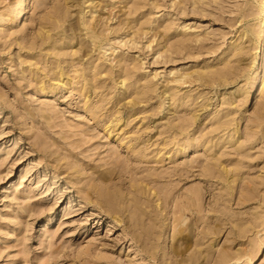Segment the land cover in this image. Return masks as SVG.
Masks as SVG:
<instances>
[{"label": "rangeland", "instance_id": "374dc122", "mask_svg": "<svg viewBox=\"0 0 264 264\" xmlns=\"http://www.w3.org/2000/svg\"><path fill=\"white\" fill-rule=\"evenodd\" d=\"M18 1L0 0V16L10 9L14 11ZM40 1L25 0V11L19 19L0 23V264H218L216 250L217 254L224 250L239 256L229 264H264V95L249 92L251 77L264 72V62L259 61L264 46V0H93L97 11L91 9V0ZM58 3L63 9L64 4L72 6L63 25L49 18L50 12L61 8ZM128 6L137 12L129 11ZM83 9L94 13L95 22H102L101 37H107L102 38L103 44L95 45L83 27L79 31L84 18L90 22L93 19ZM131 10L133 14L127 15ZM55 11L51 18L58 14ZM140 23L147 34L138 30ZM49 27L52 31L58 29L49 31L57 36L52 43L44 36ZM40 31L45 38L38 36ZM133 31L137 35L133 36ZM171 44L182 45V53ZM169 48L180 50V54ZM120 56L123 64L118 66L116 57ZM122 65L124 71L130 66L131 72H121ZM89 66L99 67L100 71ZM57 70L64 72L61 80L56 77ZM214 70L234 74L221 82L211 81L209 73ZM122 73L131 76L128 82L137 84V92H144L140 95L143 100L132 92L134 86L123 92L119 82ZM202 74H209L210 82L204 78L201 83L197 78ZM68 76L73 80H66ZM87 77H93L89 80L95 85ZM84 82L94 86H90L92 92L89 85L83 86ZM49 85L56 87L53 93L46 90ZM131 99L137 103H130ZM112 118L120 122L111 134L106 126ZM182 119L189 125L183 127ZM219 120L229 122V127L220 126ZM233 128L238 133L228 142ZM193 139L200 140V144L178 153L180 145H188ZM218 160L228 170L239 168L242 181L234 190L227 186L229 182L205 175L204 168ZM107 170L111 175L104 173ZM104 175L109 176L111 187L108 181L103 185ZM134 178L137 182L141 179L142 184L148 182L151 188L163 189L157 192L163 194L162 200H169L157 205L154 195L143 196V203L156 204L154 209L149 205L150 210L148 204H143L146 214L154 212L143 217L147 226L141 224L138 229L130 224L129 211L125 212V206L129 208L126 200L132 199H127L126 193L130 194L127 197L134 194L129 191ZM98 180L103 184L98 185ZM197 187L201 196V208L197 209L201 213H196L197 209L196 214L186 212V223L196 225L192 226L193 233L184 232H191V239L185 237L190 247L177 258L172 250L173 233L187 224L176 226L182 217L174 212H180L181 202L193 197L192 190L195 192ZM105 190L120 195L114 199V207L111 201L110 208L108 201L100 198ZM165 192L173 200L164 196ZM121 196L126 198L124 202ZM173 197L186 199L176 202ZM198 216L206 217L202 222L207 224H201ZM210 223L216 229L213 233ZM220 224L221 231L217 227ZM201 233L209 238L203 239ZM180 241L177 245L183 244ZM192 241L197 246L200 241L197 248L205 249L206 254L196 249V255ZM189 256L192 259L188 260Z\"/></svg>", "mask_w": 264, "mask_h": 264}, {"label": "bare ground", "instance_id": "6f19581e", "mask_svg": "<svg viewBox=\"0 0 264 264\" xmlns=\"http://www.w3.org/2000/svg\"><path fill=\"white\" fill-rule=\"evenodd\" d=\"M63 1L65 2V0H62L61 3H62ZM67 1H68V0H67ZM69 1H70V0H69ZM72 1H74V0H72ZM83 1H84V0H83ZM39 2H41V1L39 0ZM42 2H43V1H42ZM58 2H60V1H58ZM70 2H71V1H70ZM86 2H87V1L83 2V5H84V3L86 4ZM93 2H95V1L91 0V5H90V3H89V5L91 6V9H93V8L96 9V8H97L96 3H94V5H93ZM96 2L99 3V0L96 1ZM260 2H262V0H261ZM17 3H18V7H17L14 11H12L13 9H12V10H11V9H10V10L8 9V10H9L8 12H6V13H4V14H3V13L1 14V16H0V23H1V22H13V21L19 19V18L23 15V13H24V11H25V7H26V6H25V0H19ZM133 3H134V2H133ZM133 3H132V4H133ZM39 4H40V3H39ZM59 4H60V3H58V6H59ZM66 4H67V2H66ZM66 4H64V5H65V8L68 7V8H67L68 10L65 9V8L63 9V6L60 4V5H61V8L59 9V11L57 10L58 14H57L54 18H51L52 16H54V15H52L51 13H54V11L57 9V8L55 9L56 6L54 7L55 10H53L52 12H50V14H51L52 16L49 14V18L52 19V20H55L54 23L56 22V23L58 24V22H60V21L62 22V20H64V22L67 21V15H69V13H70V12L68 13V11L71 9L72 6L69 7V5L66 6ZM71 4H72V3H71ZM135 4H136V3H135ZM135 4H134V5H135ZM56 5H57V4H56ZM74 5H75V3H74ZM78 5H79V4H78ZM80 5H81V4H80ZM89 5H88V6H89ZM127 5H128V4H127ZM253 5H254V4H253ZM16 6H17V4H16ZM58 6H57V7H58ZM86 6H87V5H86ZM90 6H89V7H90ZM98 6H99V5H98ZM124 6H125V5H124ZM135 6L138 8V3H137V5H135ZM251 6H252V4H251ZM254 6H255V5H254ZM59 7H60V6H59ZM59 7H58V8H59ZM79 7H80V6H79ZM102 7H103V6H102ZM102 7H101V8H102ZM126 7H127V6H126ZM136 7H133V8L135 9ZM69 8H70V9H69ZM80 8H81V7H80ZM85 8H86V7H85ZM128 8H129V11H130V9H132V7L130 8L129 6H128ZM196 8L198 9V7H196ZM196 8H194V9H196ZM252 8H253V6H252ZM88 9H90V8H88ZM194 9H193V10H194ZM86 10H87V9H86ZM86 10H85V11H86ZM97 10H99V9H96V11H97ZM132 10H133V9H132ZM132 10H131V12H129V14H127V13H126V14H127V15H130V13H132V12L134 11V10H133V11H132ZM137 10H138V9H137ZM137 10H135L134 13L137 12ZM250 10H251V9H250ZM79 11H80V10H79ZM85 11H84V9H83V12H85ZM87 11H88V10H87ZM96 11H95V12H96ZM251 11H252V10H251ZM55 12H56V11H55ZM57 12H56V13H57ZM88 12H90V11H88ZM252 12H253V11H252ZM67 13H68V14H67ZM47 14H48V13H47ZM54 14H55V13H54ZM79 14H80V13H79ZM84 14H85V13H84ZM84 14H83V15H84ZM88 14H89V13H88ZM91 14H92V13L90 12L89 15L91 16V19H92V18H93L92 16L94 15V13H93L92 15H91ZM132 14H133V13H132ZM123 15H124V14H123ZM69 16H70V15H69ZM69 16H68V17H69ZM79 16H80V15L77 14L76 17H79ZM82 17H83V16H82ZM250 17H251V16H250ZM49 18H48V19H49ZM94 18L96 19V16H95ZM94 18H93L92 20H94V22H95L96 20H95ZM44 19H45V18H44ZM68 19H69V18H68ZM82 19H83V18H81V20H82ZM84 19H86V21H85L84 23H82V25L84 24L83 26H81V25L79 24V22L81 23V21L78 22V24L80 25V26H79V25H78V26L81 28L79 31H82V30H83L82 27H83L84 30L87 31V32H86V31H85V32H86L87 35L92 39V41H93V43H95V45H96L97 43H101L102 38H104V40H105V37H106V36H105V37H101L102 34H103V32L101 33L102 29H100V28H102V27H101L100 24H102V22L99 24V22L97 21L98 24L100 25L99 29H97V25L95 26V24H96L97 22L94 23V22H92V20H91V22H90V20H89L88 17H87V18H84ZM46 20H47V19H46ZM46 20L44 21V23L47 22ZM65 20H66V21H65ZM76 20L78 21L79 19L76 18ZM76 20H75V21H76ZM97 20H98V18H97ZM123 20H124V19H123ZM50 21H51V20H50ZM50 21H48V22H50ZM77 21H76V22H77ZM88 21H89V22H88ZM52 22H53V21H52ZM68 22H69V21H68ZM82 22H83V21H82ZM123 22H127V21H123ZM13 23H14V22H13ZM50 23H51V22H50ZM54 23H53L52 25H54ZM70 23H71V22H70ZM105 23H106V22H105ZM120 23L123 24V23H122V20H121ZM127 23H128V22H127ZM4 24H5V23H4ZM48 24H49V23H48ZM48 24H47V25H48ZM59 24H62V25H63V22H62V23H59ZM73 24H75V23H73ZM76 24H77V23H76ZM130 24H131V23H130ZM141 24H142V23H140V25H141ZM52 25H51L52 28H57V25H55V26H52ZM125 25H126V23H124V26H125ZM49 26H50V24H49ZM58 26H59V25H58ZM60 26H61V25H60ZM71 26H72L73 28L75 27V25H72V24H71ZM71 26H70V27H71ZM107 26H109V25H107ZM121 26H122V25H121ZM121 26H120V27H121ZM126 26L129 28L131 25H129V26L126 25ZM142 26H143V25H141V26H139V27L141 28ZM263 26H264V25H263ZM41 27H42V26H41ZM43 27L46 28V27H48V26L44 25ZM43 27H42V28H43ZM51 27H49V29L47 28L46 32H44V36H46V39H48V40L44 39V41L46 40V41L49 42L50 39H51V43H52V41L55 40V39H53V37L55 38L56 35H55V36H52V34H50V32L52 31V28H51ZM134 27H135V26H134ZM139 27H138V30H139V31H140V30L143 31V32L145 31V29H144V30H143L142 28L139 29ZM60 28H61V27H60ZM62 28H63V26H62ZM64 28H65V27H64ZM64 28H63V29H64ZM75 28H77V26H76ZM130 28H131V27H130ZM67 29H68V26H67ZM69 29H70V28H69ZM69 29H68V30H69ZM131 29H133V27H132ZM249 29H250V27H249ZM56 30L58 31V29H55V30L53 29L54 32H56ZM61 30H62V29H61ZM68 30H67V31H68ZM100 30H101V31H100ZM129 30H130V29H129ZM136 30H137V29H136ZM136 30H135V31H136ZM138 30H137V32H138ZM243 30H244V29H243ZM245 30H246V29H245ZM247 30H248V29H247ZM251 30H252V29H251ZM41 31H45V29H42ZM41 31H40V32H41ZM49 31H50V32H49ZM53 31H52V32H53ZM69 31L71 32V30H69ZM72 31H74V30H72ZM76 31H78V30H76ZM79 31H78V32H79ZM249 31H250V30H249ZM40 32H39V33H40ZM85 32H84V33L80 32V33H82V34L85 35ZM133 32H134V31H133ZM137 32H134V33H136V34L133 33V36L137 35ZM143 32H142V33H143ZM242 32H244V31H242ZM246 32L248 33V31H246ZM254 32H255V31L253 30V33H254ZM263 32H264V29L262 30L261 33H263ZM39 33H38V36H41V37H42L41 39L45 38V37H43L42 32H41L40 34H39ZM46 33H47V35H46ZM60 33H61V32H60ZM62 33H63V32H62ZM72 33L74 34V33H76V32H72ZM144 33H145V32H144ZM144 33H143V34H144ZM255 33H256V32H255ZM64 34H65V33H64ZM145 34H147V32H146ZM249 34H250V33H249ZM251 34H252V33H251ZM57 35H59V32H58ZM68 35H69V33H68ZM76 35H78V34H76ZM84 35H83V37H84ZM156 35H157V34H156ZM161 35H162V34H161ZM252 35H254V34H252ZM256 35H257V34H256ZM262 35H263V34H261V36H262ZM71 36H72V35H71ZM79 36H80V35H79ZM242 36H243V35H242ZM250 36H251V35H250ZM261 36H260V37H261ZM56 37H57V36H56ZM63 37H64V36H63ZM67 37H69V36H67ZM72 37H73V36H72ZM74 37H75V35H74ZM74 37H73V39L75 40ZM81 37H82V36H80V38H81ZM83 37H82V38H83ZM156 37H157V36H156ZM159 37H160V36H159ZM61 38H62V36L60 37V39H61ZM64 38H66V37H64ZM77 38H78V37H77ZM84 38H87V37H84ZM106 38H107V37H106ZM60 39H59V40H60ZM131 39H132V38H131ZM131 39H130V40H131ZM249 39H250V38H249ZM57 40H58V39H57ZM63 40H64V39H63ZM77 40H78V39H77ZM77 40H76V41H77ZM80 40H81V39H80ZM106 40H108V39H106ZM154 40H155V39H154ZM154 40H153V41H154ZM251 40H252V39H251ZM40 41H41V40H40ZM44 41H42L41 44H43ZM46 41H45V42H46ZM78 41H79V40H78ZM81 41H83V39H82ZM81 41H80V42H81ZM84 41H86V40H84ZM88 41H89V38H88ZM48 42H46V44H47ZM58 42H59V41H58ZM58 42H57V43H58ZM61 42H62V41H60V43H61ZM66 42H67V41L65 40V43H66ZM80 42H77V43L81 44ZM129 42H130V41H129ZM131 42H132V40H131ZM133 42H134V39H133ZM33 43H34V42H33ZM35 43H36V42H35ZM62 43H64V42H62ZM67 43H69V44L72 43L70 38H69V40H68ZM67 43H66V44H67ZM83 43H84V42H83ZM83 43H82V44H83ZM86 43L89 44V42H86ZM90 43H91V42H90ZM178 43H182L183 45H185L183 42H178ZM69 44H68V45H69ZM101 44H103V43H101ZM106 44H107V43H106ZM51 45H52V44H51ZM51 45H50V47H51ZM53 45H56V44L53 43ZM53 45H52V46H53ZM60 45H61V44H60ZM63 45H64V44H63ZM91 45H92V44H91ZM234 45H235V44H234ZM48 46H49V44H48ZM66 46H67V45H66ZM83 46H84V45H83ZM88 46H89V45H88ZM88 46L85 48L86 50H89V49H87ZM92 46H93V45H92ZM99 46H100V44H99ZM99 46H98V47H99ZM101 46H102V45H101ZM101 46H100L99 48H102V47H103V46H102V47H101ZM170 46H177V44H176V45L171 44ZM178 46H179V47H178ZM178 46H177L176 48L180 49L181 51H180V50H179V51L182 53V49L180 48L182 45L178 44ZM237 46H238V45H237ZM57 47H58V46H57ZM60 47H61V46H60ZM60 47H59V48H60ZM64 47H65V46H64ZM185 47H186V46H185ZM241 47H242V46H241ZM48 48H49V47H48ZM52 48H53V47H52ZM54 48H55V47H54ZM72 48H73V47H72ZM80 48H82V47H80ZM171 48H172V47H171ZM171 48H169L168 51L174 50V51H171V52H173V53L176 52V55H177V54H178L177 52H179V51H178L176 48H175L176 51H175V49H171ZM182 48H184V47H182ZM186 48H187V47H186ZM50 49H51V48H50ZM50 49H49V50H50ZM57 49H58V48H57ZM57 49L55 48V50H57ZM63 49H64V48H63ZM96 49H97V48H96ZM110 49H111V48H110ZM167 49H168V48H167ZM167 49H166V52H167ZM170 49H171V50H170ZM60 50H62V49H60ZM60 50L58 49L57 51H60ZM76 50H79V49H78V48L75 49V52H76V53L74 54V51H73V55H76V54H77V51H76ZM186 50H187V49H186ZM104 51H105V50H104ZM104 51H103V52H104ZM183 51H184V49H183ZM52 52H53V51H52ZM52 52H51V54H52ZM54 52H56V51H54ZM78 52H79V51H78ZM80 52H82V49L80 50ZM87 52H88V51H87ZM159 52H160V51H159ZM159 52H158V53H159ZM180 52H179V54H180ZM56 53H58V52H56ZM160 53H161V52H160ZM160 53H159V54H160ZM78 54H80V53H78ZM83 54H84V53H83ZM86 54H87V53H86ZM90 54H91V52H90ZM90 54H89V55H90ZM161 54H162V53H161ZM54 55H55V53L53 54V56H54ZM57 55H58V54H57ZM71 55H72V53H71ZM73 55H72V56H73ZM89 55L87 54V55H85V56L87 57V56H89ZM91 55H92V54H91ZM79 56H80V55H79ZM82 56H84V55H82ZM55 57H57V56L55 55ZM58 57H60V56H58ZM58 57H57V58H58ZM89 57H91V56H89ZM117 57H118V56H117ZM117 57H116V59H118V61H119L120 63H119V62H116V63H118V66H120V64H123V61H122L123 59L121 58V56H120V58H117ZM84 58H85V57H84ZM58 59H61V58H58ZM80 59H81V58H80ZM86 59H87V58H86ZM89 59H90V58H89ZM57 61H58V60H57ZM59 61H60V60H59ZM78 61H79V60H78ZM86 61H87V60H86ZM259 61H260L261 63L264 62V46H263V49H262V52H261V59H259ZM59 63H60V62H59ZM91 64H92V66H93V63H91ZM255 64H257V66L259 65V63H257V62H256ZM56 65H57V64H56ZM56 65H55V66H56ZM59 65H60V64H59ZM89 65H90V64H89ZM116 65H117V64H116ZM97 66H98V65H97ZM126 66H127V65H126ZM87 67H88V66H87ZM82 68H83V67H82ZM82 68H81V70H82ZM84 68H85V67H84ZM84 68H83V69H84ZM89 68H90V66H89ZM98 68H99V67H96V66H95V68L91 67L90 69L93 70V71H95V70H97ZM126 68H127V67H126ZM54 69H55V68H53V70H54ZM58 69H59V68H58ZM61 69H62V68H61ZM76 69H77V68H76ZM86 69H87V68H86ZM90 69H89V70H90ZM120 69H121V68H120ZM123 69L125 70V68H124L123 65H122V70H123ZM128 69H130V66H128ZM128 69H127L126 71H128V72L130 71V72H131V69H132V68H131L130 70H128ZM133 69H137V68H134V67H133ZM29 70H30V69H29ZM31 70H32V69H31ZM78 70H80V68H79ZM91 70H90V71H91ZM122 70H121V72H123V73L125 72V73H126V71H124V70L122 71ZM32 71H33V70H32ZM75 71L77 72V70H75ZM99 71H100V68H99ZM55 72H56V71H55ZM58 72H59V73H58ZM81 72H82V71H81ZM83 72H84V71H83ZM83 72H82V74H83ZM91 72H92V71H91ZM107 72H110V71H107ZM130 72H129V73H130ZM53 73H54V72H53ZM57 73H58V74H57ZM57 73H56V74H57L58 76H56V77H58V80H59L60 78L62 79V76H63V73H64V72H61V71H58V70H57ZM65 73H66V72H65ZM92 73H93L94 76H95V75L99 76L98 74H100V73H97V72H96L97 74H96L95 72H92ZM94 73H95V74H94ZM103 73H104V72H103ZM103 73H101V75H102ZM112 73H114V72H112ZM123 73H122V74H123ZM183 73L185 74V72H183ZM206 73H207V72H206ZM231 73L234 74V71L230 72V71H221V70H216V71H215V70H214V72L211 71V73H209V74H210V80H211V79H214V80L216 79L217 81L221 82L220 80H222V81H223V80H227L226 78H227L228 76H231V75H230ZM76 74H77V73H76ZM82 74L80 73V75H82ZM107 74H108V73H107ZM184 74H183V75H184ZM198 74H200V73H198ZM204 74H205V72H204ZM209 74H207V75H203V74H202V75L198 76L197 79H199V81L202 83L201 80H203L204 78H207V79H205V81L207 82V80H208V81L210 82L209 77H208ZM105 75H106V74H105ZM109 75H110V73H109ZM111 75H113V74H111ZM111 75H110V76H111ZM123 75H124V76H120V78H119V82L122 83L121 86H122V88H123V92H124V93H125L127 90L133 88V86H134L135 89L138 88V87H137V84L134 85V83H131L130 81L128 82V80H129L128 78L131 77L129 74H123ZM128 75H129V76H128ZM183 75H182V76L180 75V77H181V78H184L185 75H184V76H183ZM187 75H188V74H187ZM190 75H191V74H190ZM76 76H77V75H76ZM97 76H95V77H97ZM107 76H108V75H107ZM53 77H54V76H53ZM63 77H64V76H63ZM68 77H69V76H68ZM70 77H71V76H70ZM70 77H69V79H66V80H70V79L72 78V77H71V78H70ZM73 77H74V76H73ZM84 77H85V75H84ZM108 77H109V76H108ZM112 77H113V76H112ZM117 77H118V76H117ZM117 77H116V78H117ZM187 77H190V76H187ZM196 77H197V76H196ZM66 78H67V77H66ZM81 78H82V77H81ZM87 78H88V77H87ZM91 78H93V77H91ZM91 78H88V80L91 79ZM114 78H115V77H114ZM116 78H115V79H116ZM53 79H54V78H53ZM61 79H60V80H61ZM78 79H79V78H78ZM84 79H86V78H84ZM71 80H73V78H72ZM79 80H80V79H79ZM251 80H252V82H251V84H250V86H249V92H250V90H251V91H254V92H259V94H261V95H262V94L264 95V72H263V75L256 74L254 77H251ZM86 81H87V79L85 80V82H86ZM117 81H118V80H117ZM117 81H116V82H117ZM205 81L203 80V83H204ZM211 81H212V80H211ZM56 82H57V81H56ZM66 82H67V81H66ZM72 82H73V81H72ZM81 82H82V81H81ZM85 82H84L83 86L86 85ZM89 82H90V80H89ZM89 82H87V83H89ZM92 82H94V81H92ZM209 82H208V83H209ZM213 82H214V81H213ZM213 82H212V83H213ZM56 84H57V83H56ZM61 84H62V83H61ZM63 84H65V83H63ZM63 84H62V85H63ZM80 84H81V83H80ZM90 84H93V83L90 82ZM50 85H51V84H50ZM50 85H49V86H50ZM66 85H67V84H66ZM88 85H89V84H88ZM88 85H86V86H88ZM93 85H95V84H93ZM96 85H97V84H96ZM116 85H117V84H116ZM63 86H64V85H63ZM90 86H91V85H89V87H90ZM119 86H120V85H119ZM91 87H94V86H91ZM91 87H90V88H91ZM97 87H98V86H97ZM97 87H96V88H97ZM145 87H146V85H145ZM39 88H40V87H39ZM41 88H42L41 90H43V92H45V91H44L45 87L42 86ZM55 88H56V87H55ZM55 88L52 87V86H50V87H48V89H47V87H46V90L51 91V92L53 93V92L55 91ZM80 88H81V87H80ZM96 88H95V91H96ZM98 88H99V87H98ZM98 88H97V90H98ZM134 88H133V89H134ZM91 89H92V88H91ZM99 89H101V87H100ZM133 89H132V90H133ZM135 89H134V91H132V92H135V93H136L135 95H139V97H140L141 94H144V92H141V91H140V92H137V89H136V90H135ZM146 89H147V88H146ZM146 89H145V90H146ZM147 90H148V89H147ZM89 91L92 92L93 89H92V90H89ZM89 91H87V92H89ZM129 91H130V90H129ZM142 91H144V90H142ZM146 92H147V91H146ZM124 93H123V94H124ZM125 94H126V93H125ZM166 94H167V92L165 93V95H166ZM95 95H96V94H95ZM141 96H142V95H141ZM86 97H87V96H86ZM139 97H138V98H139ZM136 98H137V97H136ZM138 98H137V99H138ZM140 98H141V97H140ZM140 98H139V99H140ZM134 99H135V98H134ZM134 99H131L129 102H130V103H131V102H135V103H137V102L135 101L136 99H135V100H134ZM139 99H138V100H139ZM141 99H142V98H141ZM141 99H140V100H141ZM176 99H177V98H176ZM119 100H120V99H119ZM140 100H139V101H140ZM142 100H143V99H142ZM165 100H166V99H165ZM87 101H88V100H87ZM175 101H176V100H175ZM140 102H142V101H140ZM140 102H138V103H140ZM87 103H88V102H87ZM87 103H86V105H87ZM135 103H133V104H135ZM133 104H132V105H133ZM177 105H178V104H177ZM181 105L184 106V104H180V105H178V106H181ZM133 106H134V105H133ZM135 106H136V105H135ZM135 106H134V107H135ZM86 107H88V106H85V108H86ZM123 107H124V106H123ZM125 107H126V106H125ZM128 109H129V107H128ZM117 112H118V111H117ZM127 112H128V111H127ZM97 118H98V117H97ZM113 118H114V117H113ZM113 118H112V120L110 119L109 122L106 121V122H108V125H107V126H106V124H105L107 130H109V132H110L111 134H112V132L114 131V129L118 126V124H119V122H120V120H116V119L113 120ZM192 119H193V122L196 123V119H195V118H191V120H192ZM182 120H183V121H182V122H183V123H182V126H183V127H184L185 125L187 126V123H188V125H189L188 120H186V119H182ZM218 124H219L220 126H224L225 128H228V127H229V122H222L221 120H219V121H218ZM105 126H104V128H105ZM110 133H109V135H111ZM237 133H238V129L233 128V132H232V134H231L230 136H228V137H229V138H228V142L233 141V139H234V137H235V135H236ZM200 142H201V141L198 140V139H196V140L193 139V140L191 141V143H189L188 145H187V144H185V145L182 144V145H180L181 148H179L178 153L185 152V151L187 150V148H191L192 146L196 147V146H198V145L200 144ZM129 146H130V145H129ZM187 146H188V147H187ZM215 146H216V144H214V147H215ZM146 158H147V157H146ZM193 161H194V160H193ZM220 167H221V168H220ZM204 169H205V172H206V173H205L206 176H207V175H211V178H212V177H213V178H214V177H215V178L219 177L220 179H223V180L227 181V183L229 182V184H228L227 186H228L231 190H232V189L234 190L235 185L237 186L238 182H239V181H242V178H241L240 176H238V174H239V168H238V167H236L234 170H233V169L228 170V169L224 168V166H223V164L220 162V160H218V162L215 163L214 165L208 166V167H206V168H204ZM111 170H113V169H111ZM110 172H111V171L109 170V173H108V170H107V172H104V173H108V174H110ZM120 172H121V171H120ZM120 172H118V173H120ZM207 172L210 173V174H208ZM216 172H218V175L216 174ZM102 174H103V173H102ZM112 174H113V173H112ZM110 175H111V174H110ZM213 175H216V176H213ZM107 177H108V178H107ZM107 177H105V175H104V177H102V180L104 181V184H103V181L101 182V181H99V180H100V179H99V180H98V185H100V184H99V182H100V183H102V184L105 186V182H107V181H108V184H109V180H110V179H109V176H107ZM209 177H210V176H209ZM139 178H141V177H139ZM219 178H218V179H219ZM108 179H109V180H108ZM136 179H137V178H134L133 180L135 181ZM141 179H142V178H141ZM141 179H138V180H140V182H141ZM133 180H132V181H133ZM95 181H96V180H95ZM132 181H131V185H130V186H131L130 189H132V190L129 189V191H130V192H133L134 194L132 193V194H133L132 197H127V196L130 195V194H127V193H126V195H127L126 198H127V199H128V198H132V199L129 200V201L126 200V202H127L126 204H129V205H128L129 208H127V205H126L125 208L128 209V210H126L125 212H128V211H129L128 213H129L130 218L128 217V219H130V221H133V223L130 222V224H133L132 226H134V227H135V226H136V227H137V226L140 227L141 224H144V226L146 227L147 225L144 223V222H145V219L143 220V217L146 216V215H148L149 213L146 214V213L144 212V210L146 209V208H145L146 206L143 207V204L146 205V204L150 203V202H148V201H149V198L152 197V195L155 196L156 200L154 199L153 201H154V202L157 201V202H158L157 205H161V201H164V200L167 201L168 199L166 200L165 197H164V199L162 200L163 197H161V196H163V194L161 193V195H160V193L157 192V190H158L159 188L154 189V187H153V188H151V186L149 187L148 184H147L148 182H146V181L143 180V181L145 182V184L143 183V184H144V185H143L142 183L137 182V181H135V182H137V184H136L135 182L132 183ZM111 182H112V181H111ZM96 183H97V182H96ZM139 183H140V184H139ZM108 184H107V185H108ZM111 184H112V183H111ZM111 184H109L108 187H111ZM231 184H234V185H231ZM107 185H106V186H107ZM149 185H150V184H149ZM112 186H113V185H112ZM114 187H115V188H118V187H116V186H113L112 188H114ZM237 187H238V186H237ZM98 188H100V186H99ZM119 188H120V187H119ZM119 188H118V189H119ZM197 188H198L197 190H196V188H195V190H196L195 192H194V189H193V190L191 189V190L193 191V193H191V194H193L194 196H193V197H190L188 200L186 199V197H185V198L183 197L184 199L180 198V199H182V200H185V199H186V200H185L184 202H183L182 200H180V201H182L181 203H182V205H183V206L179 205V206H181V207H180L181 210H179V207H178V209L175 207V208H176V211H177V210L180 211V212H179L180 214L177 213V212H176V213L174 212V214H177L179 217H180V215H181L182 218L180 219L179 222L175 223V222L177 221L176 219L178 218V216L176 215L177 218H176V219L174 218V219H175V222H173L174 220L172 221L173 225H174V223H175L176 226H177V225L182 226V225L185 224L186 221H187V220H186V219H187V215H186V212H187V211H188V212H191V213H195L194 211H195L198 207H199V209L201 208V207L198 205V202H199V200L201 199V198H200L201 196H199V194H200V193H199V187H197ZM96 189H97V188H96ZM108 189H109V188H108ZM118 189H117V190H118ZM201 189H202V187H201ZM99 190H100V189H99ZM101 190H102V188H101ZM103 190H104V188H103ZM110 190H111V189H110ZM110 190H109V192H108L107 190H105V191H107V192L104 191L105 193L101 194L100 198L103 199V197H104V199L107 200L108 203L111 201L112 203H111V202H110V203H111V205L114 207V203H115V202H114V199L117 198L116 196H119V197H120V195H117V194L113 193L114 191H113V192L111 191V193H113V194H111V193H110ZM114 190H115V189H114ZM119 190H120V189H119ZM166 190H169V189H166ZM166 190H165V191H166ZM231 190H230V191H231ZM115 191H116V190H115ZM158 191H163V189L158 190ZM188 191H189V190H188ZM192 191H191V192H192ZM200 191H202V190H200ZM228 191H229V190H228ZM230 191H229V192H230ZM117 192H118V191H117ZM117 192H116V193H117ZM163 192H164V191H163ZM169 192H170V191H169ZM99 193H100V191H99ZM99 193H97V195H98ZM149 193H152V194H149ZM165 193H166V194H165L164 196H167V197L169 198V194H170V193H167V192H165ZM189 193H190V191H189ZM227 193H228V192H227ZM227 193H226V194H227ZM230 193H231V192H230ZM232 193H233V191H232ZM232 193H231V196H233ZM118 194H121V195H122V193H121L120 191L118 192ZM132 194H131V195H132ZM148 194H149V195H148ZM180 194H181V193H180ZM182 194H183V193H182ZM182 194H181V195H182ZM201 194H202V193H201ZM171 195H172V194H171ZM171 195H170V196H171ZM184 195L186 196V195H188V193H187V194L184 193ZM184 195H182V196H184ZM189 195H190V194H189ZM189 195H188V196H189ZM228 195H230V194H228ZM122 196H123V198L125 197L124 194H123ZM122 196H121V198H120L121 201H122V200L125 201L126 198L123 199ZM143 196H145V197H146V196H147V197L151 196V197L148 198V201H147V199H146V201H145V202H148V203H143L144 201L142 202L141 199L143 198ZM178 196H180V195H178ZM178 196H177V197H178ZM182 196H181V197H182ZM188 196H187V198H188ZM191 196H192V195H191ZM119 197H118V198H119ZM147 197H146V198H147ZM167 197H166V198H167ZM221 197H222V196H220L219 198H221ZM153 198H154V197H153ZM173 198H174V197H173ZM175 198H176V197H175ZM175 198H174V200L177 202L178 199H175ZM178 198H179V197H178ZM202 198H203V196H202ZM169 199L173 200L172 197L169 198ZM222 199H223V198H221V200H222ZM105 200H104V202H105ZM116 200H117V201H116ZM116 200H115L116 202H119L118 199H116ZM171 200H170V202H171ZM202 200H203V199H202ZM218 200H219V199H218ZM102 201H103V200H102ZM124 201H122V202H124ZM168 201H169V200H168ZM178 201H179V200H178ZM180 201H179V202H180ZM200 201H201V200H200ZM219 201H220V200H219ZM223 201H224V200H223ZM223 201H222V202H223ZM113 202H114V203H113ZM122 202H121V203H122ZM128 202H129V203H128ZM159 202H160V203H159ZM176 202H174V205H175ZM106 203H107V202H106ZM110 203H109V207L111 208ZM152 203H153V202H152ZM181 203H178V204H181ZM201 203H202V202H200V204H201ZM219 203H220V202H219ZM117 204H118V203H117ZM155 204H156V203H154V205H155ZM163 204H164V203H163ZM163 204H162V205H163ZM166 204H168V202H167ZM166 204H164V205H166ZM216 204L218 205V203H216ZM220 204H221V203H220ZM220 204H219V205H220ZM223 204H224V202H223ZM99 205H101V204H99ZM120 205H121V204H120ZM149 205H150V204H148L147 210L149 209ZM154 205H153V206H154ZM176 205H177V203H176ZM176 205H175V206H176ZM219 205H218V206H219ZM123 206H124V204H123ZM123 206H122V207H123ZM150 206H152V205H150ZM153 206L150 207V208L152 209ZM201 206H202V204H201ZM154 207H155V206H154ZM157 207H158V206H156V208H157ZM125 208L123 209V211L125 210ZM143 208H145V209H143ZM158 208H160V207H158ZM153 209H154V208H153ZM202 209H203V206H202ZM202 209H201V210H202ZM114 210H115V208H113L112 211H114ZM149 210H150V209H149ZM197 210H198V209H197ZM197 210H196V213H197V212H200V210H198V211H197ZM204 210H205V209H204ZM112 211H111V213H112ZM152 211H153V210H151L150 212H152ZM109 212H110V210H109L107 213L109 214ZM146 212H147V211H146ZM148 212H149V211H148ZM153 212H154V211H153ZM153 212H152V213H153ZM225 212H227V210H226ZM114 213H115V212H113L112 215H113ZM152 213H151V215H152ZM196 213H195V214H196ZM200 213H201V212H200ZM203 213H204V211H203ZM223 213H224V212H223ZM228 213H229V212H228ZM151 215L149 214V216H151ZM156 215H157V214H156ZM200 215H201V214H200ZM222 215H223V214H222ZM224 215H225V214H224ZM226 215H227V214H226ZM193 216H194V215H193ZM147 217H148V216H147ZM147 217H146V219H147ZM200 217H201V216H200ZM198 218H199V216H198ZM203 218H204V217H203ZM203 218H202V219H203ZM205 218H206V217H205ZM205 218H204L203 220H202L201 218H199V219H201V222H202V221L205 220ZM219 218H220V217H219ZM117 219H118V218H117ZM117 219L114 218L115 221H118ZM149 219H150V218H149ZM147 220H148V219H147ZM147 220H146V222H147ZM154 220H155V219H154ZM197 220H198V219H197ZM220 220H221V219H220ZM148 221H149V220H148ZM150 221L152 222V219H151ZM118 222H119V221H118ZM195 222H198V221H195ZM199 222H200V221H199ZM199 222H198L197 224H199ZM206 222H207V221H206ZM225 222H226V221H225ZM147 223H148V222H147ZM203 223H205V222H202L201 224H203ZM208 223H209V222H208ZM221 223H222V222H221ZM236 223H237V222H236ZM150 224H151V223H150ZM153 224H154V223H153ZM186 224H187V223H186ZM190 224H193V223L191 222ZM190 224H187V225L185 226V228H179V229H177V231H176L175 233H173V234H175V235L173 236L174 240H173L172 242H173V246H174V247L172 246V247H173L172 250H173V256H174V255H178L177 258H178L180 255H182L185 251H186V253H187V252H188L187 249L189 250V247H190V246H189V245H190L189 243H190V242H189L185 237L190 238L189 236H191V232H192V228H193L192 226L196 225V224H194V225L191 226ZM205 224H207V223H205ZM212 224H214V223L212 222ZM212 224L210 223L209 225L212 226ZM222 224H223V223H222ZM148 225H149V224H148ZM155 225H156V224H155ZM214 225H215V224H214ZM144 226H143V227H144ZM150 226H151V225H150ZM206 226H207V225H206ZM206 226H204V227L206 228ZM211 226H209V228H211ZM219 226H221V224L218 225L217 227L219 228ZM237 226H238V223H237L236 227H237ZM138 227H137L136 229H138ZM143 227H142V228H143ZM152 227H155V226L152 225ZM202 227H203V225H202ZM217 227H216V228H217ZM140 228H141V227H140ZM155 228H156V227H155ZM172 228H173V231H174V226H172ZM205 228H204V229H205ZM207 228H208V227H207ZM207 228H206V229H207ZM209 228H208L207 230H210ZM212 228H213V226H212ZM144 229H146V228H144ZM144 229H143V230H144ZM148 229H149V226H148L147 230H148ZM150 229H151V228H150ZM193 229H195V228H193ZM219 229H220V228H219ZM221 229H222V227H221ZM221 229H220V231H221ZM240 229H241V228H239V231H240ZM242 229H243V228H242ZM153 230H154V229H153ZM153 230H151V231H153ZM187 230L191 231L190 234H189V231H188V234H185V233H187V232H186ZM201 230H202V229H201ZM213 230H214V228H213ZM149 231H150V230H149ZM151 231H150V232H151ZM211 231H212V230H211ZM211 231H210V232H211ZM215 231H216V229H215L214 231H212V233L215 232ZM220 231H219V232H220ZM241 231H242V230H241ZM141 232H143V234H144V231H141ZM184 232H185V233H184ZM193 232H194V231H193ZM193 232H192V233H193ZM200 232H201V231H200ZM202 232L205 233V230L202 231ZM242 232H243V231H242ZM151 233H152V232H151ZM154 233H155V232H154ZM206 233L208 234L207 231H206ZM146 234L148 235V231H147ZM201 234H202V233H201ZM209 234H210V233H209ZM152 235H153V234H152ZM188 235H189V236H188ZM202 235H203V234H202ZM210 235H211V234H210ZM210 235H209V236H210ZM204 236H205V235H203V239H204ZM213 236H214V235H213ZM148 237H150V236H148ZM201 237H202V236H201ZM206 237H208V236H205V238H206ZM151 238H152V237H151ZM208 238H209V237H208ZM214 238H215V237H214ZM190 239H191V238H190ZM150 240H151V239H150ZM180 240H181V241H180ZM151 241H152V240H151ZM178 241H180V243H181L182 241H184V242H183L182 245H180L179 243H178V245H177V242H178ZM213 241H214V240H213ZM196 242H198V241L196 240ZM210 242H211V241H210ZM148 243H149V239H148ZM192 243H194V244H192ZM199 243H200V241H199ZM199 243H198V246H197V243H195V242H193V241L191 242V245H193L192 247L195 248V249H193V250L196 251V255H197V253H198L196 249H199V248H197V247H199V245L201 244V243H200V244H199ZM212 243H213V242H212ZM212 243H211V244H212ZM195 244H196V247H195ZM179 245H180V246H179ZM207 245H208V244H206V246H207ZM208 246H210V243H209ZM212 246H213V245H212ZM208 248H209V247H208ZM211 248H212V247L210 246V249H211ZM260 248H261V247H260ZM172 250H171V252H172ZM193 250H192V252H193ZM212 250H213V249H212ZM221 250H222V249H221ZM221 250H220V251H221ZM190 251H191V248H190ZM198 251H201V248H200ZM206 251H207V250H206ZM192 252H191V255H194V252H193V253H192ZM201 252H205V249H204L203 251H201ZM201 252H200V253H201ZM208 253H209V252H208ZM213 253H214V252H213ZM236 253H237V252H236ZM238 253H239V251H238ZM240 253H241V252H240ZM240 253H239V254H240ZM258 253H259V252H258ZM203 254H204V253H203ZM205 254H206V252H205ZM246 254H247V253H246ZM246 254H245V256H246ZM250 254H252V253H250ZM183 255H184V254H183ZM183 255H182V257H183ZM189 255H190V254H189ZM196 255H195V256H196ZM216 255H219V260H218L219 262H218V264H229L232 260L235 261L236 259H238L237 257H239V256H234V255L230 254L228 251H224V250H222V251L219 252L218 254H217V250H216ZM235 255H237V254H235ZM240 255L243 256V254H240ZM248 255H249V254H248ZM198 256H199V254H198ZM198 256H196V257H198ZM207 256H209V254H208ZM207 256H204V257H207ZM211 256H212V254H211ZM252 256H254V255H252ZM192 257H194V256H192ZM196 257H195V258H196ZM209 257H210V256H209ZM213 257H214V254H213ZM216 257H217V256H216ZM216 257H215V258H216ZM243 257H244V256H243ZM254 257H256V256H254ZM254 257H253V258H254ZM175 258H176V257H175ZM200 258H201V257H200ZM241 258H242V257H241ZM241 258H240V259H241ZM251 258H252V257H250V259H251ZM187 259L189 260V259H192V258H190V256H189ZM208 259H210V258H207V260H208ZM211 259H212V257H211ZM240 259H239V260H240ZM247 259H249V256H248ZM188 260H186V261H188ZM199 260H200V259H199ZM215 260H217V258L214 259V261H215ZM239 260H238V261H239ZM251 260H252V259H251ZM190 261H191V260H190ZM190 261H189V262H190ZM192 261H193V260H192ZM192 261H191V262H192ZM238 261H237V262H238ZM193 262H195V261H193ZM197 262H198V261H197ZM197 262H196V263H197ZM216 262H217V261H216ZM216 262H215V263H216ZM232 262H233V261H232ZM248 262H250V261H248Z\"/></svg>", "mask_w": 264, "mask_h": 264}]
</instances>
